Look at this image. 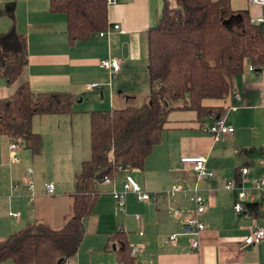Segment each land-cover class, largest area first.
<instances>
[{
  "label": "crops",
  "instance_id": "obj_1",
  "mask_svg": "<svg viewBox=\"0 0 264 264\" xmlns=\"http://www.w3.org/2000/svg\"><path fill=\"white\" fill-rule=\"evenodd\" d=\"M229 3L233 9H247L250 16L261 11V6L250 0H229ZM164 4L172 11L175 0H116L108 5L109 24L103 35L99 31L85 39L70 41L65 14L50 10L49 0H0V7L6 5L13 10L15 26L27 38L28 63L17 82L27 80L33 91L60 89L74 93L79 103L73 105L75 112L48 116H66L71 123L74 113L83 114L89 134L87 111L91 108L88 106L107 102L106 108L128 102L140 104L145 100L147 94L139 97L136 93H124L128 90L121 79L135 83V77L141 75L146 76L148 83L147 29L158 23ZM0 15L9 18L10 26L11 16ZM115 24L118 27H114ZM107 56L120 60L119 71L111 73L99 65V60ZM247 66L233 79L232 92L238 91L239 99H234L231 93L224 99L203 100L207 105L223 106L221 113L199 116L194 109L182 108L168 112L161 137L143 165L129 170L144 190L160 192L158 197L138 200L134 192L128 191L125 212H121L111 190L122 188L125 172L118 173L109 183L98 184L100 192L92 212L84 220L85 234L72 261L124 264L118 252L126 242L129 247L140 246V251L132 257L135 264H259L260 255L255 247L264 240L257 246H245L242 241L259 213V203L244 202V211L237 214L233 209L236 191L222 187L226 179L237 176V168L243 164L250 168L248 177L264 174L259 164L264 148V106L261 104L264 66L253 69ZM91 82L98 85L87 88ZM217 117L232 125L233 131L216 136L208 133L203 125H210ZM9 142L5 134H0V240L35 220L53 228L63 226L72 210L73 176L80 162L90 155L89 144L77 170L72 173L71 185L64 187L54 182L55 191L49 194L44 189L47 180L34 176V169L27 173L20 159L18 162L10 160ZM247 148L251 152H244ZM194 155L206 157L205 167L213 171L214 176L197 175L191 171L190 162L181 160L183 156ZM65 160L63 155L55 164L62 170L71 169L70 162L65 163ZM25 179L33 181L31 190L24 183ZM15 183L18 187L12 190ZM174 184L187 189L196 186L205 197L206 208L200 219L206 227L199 235L196 251L190 249L188 236L178 234L175 241L169 240L171 234L180 232L183 216L193 207L188 195L179 193L174 199L165 195ZM102 193L110 195L102 198ZM170 205L180 206L182 215L174 216ZM136 213L141 215V221L135 218ZM102 223L107 229L101 238L97 242L94 238L87 240V235H94ZM119 232L122 233L116 235Z\"/></svg>",
  "mask_w": 264,
  "mask_h": 264
},
{
  "label": "trees",
  "instance_id": "obj_2",
  "mask_svg": "<svg viewBox=\"0 0 264 264\" xmlns=\"http://www.w3.org/2000/svg\"><path fill=\"white\" fill-rule=\"evenodd\" d=\"M49 2L50 10L65 14L70 41L85 39L109 24L107 0ZM175 4L172 11L164 4L158 23L147 29L145 100L87 111L90 155L74 173L72 210L64 225L27 223L0 240V262L65 264L72 260L101 179L141 167L159 141L170 110L194 109L199 116L219 114L223 106L207 105L203 100L229 96L234 76L246 65L264 66V35L261 26L250 21L247 9H233L229 0H175ZM0 13L12 18L9 28L0 31V75L13 84L28 63L27 38L17 30L11 8L0 7ZM76 99L68 90L33 91L27 80H20L11 93L0 96V134L40 153L42 139L32 128L33 116L71 114ZM129 249L124 242L118 258L124 264H135Z\"/></svg>",
  "mask_w": 264,
  "mask_h": 264
},
{
  "label": "built area",
  "instance_id": "obj_3",
  "mask_svg": "<svg viewBox=\"0 0 264 264\" xmlns=\"http://www.w3.org/2000/svg\"><path fill=\"white\" fill-rule=\"evenodd\" d=\"M252 3H256L261 6V11L256 16H249L250 21L257 25L261 26L263 35H264V0H250ZM116 0H107L108 5L115 3ZM118 27V24L113 25ZM100 35L104 34V31L99 32ZM99 65L103 68H107L111 73H115L120 69V60L114 56L103 57L99 60ZM248 69H253L255 66L253 64H248ZM97 82H91L87 84V88L97 86ZM232 96L234 99H239L240 94L238 91H233ZM261 104L264 106V91L261 95ZM234 127L228 125L224 122L223 118L217 117L210 125H208L207 130L213 135H218L219 133L231 132ZM9 157L12 162H18V149L21 146L19 141H10L9 142ZM181 160L184 162H190V169L192 172L197 175H206L208 177L214 176L213 171H209L205 167L206 157L203 155H194V156H183ZM259 164L264 168V148L262 149V154L260 156ZM237 171V176L233 179H226L223 182L222 187L225 189H231L236 191V201L233 204V209L235 213L239 214L244 211V202H258L259 203V213L252 220L250 226V232L247 236L243 238V244L245 246H257L262 240H264V174L254 175L248 177L250 168L248 165H240ZM27 173H32V167H26ZM124 179L122 182L121 189H112L111 193L115 199L117 206L121 212H125V194L128 191L135 193L136 199L146 200L150 198H156L159 196L160 192L150 193L142 188L140 183L136 178L125 169ZM112 181V178L109 176L104 177L99 182L100 184H106ZM24 183L31 190L33 188V181L31 179H25ZM18 184L15 183L12 186V190H16ZM44 189L47 193L52 194L55 191V183L53 181L44 182ZM179 193H182L184 196L188 195L189 199L193 202V207L188 210V212L183 216L181 222V230L179 233H173L169 236L170 241H175L178 234L185 235L190 237V249L196 251L199 246V235L205 229V223L200 219V214L206 208L205 197L199 193L196 186L187 189L181 186L180 184H174L165 191V195L169 199H174ZM170 212L174 216H181L183 210L180 206L170 205ZM9 214L17 215L16 212H9ZM135 218L138 221H141V215L136 213ZM122 230L121 227H119ZM139 234H143V230H139ZM140 251V246L134 244L130 247L129 253L131 256H135ZM65 264H78L70 260ZM149 264V263H144Z\"/></svg>",
  "mask_w": 264,
  "mask_h": 264
},
{
  "label": "rangeland",
  "instance_id": "obj_4",
  "mask_svg": "<svg viewBox=\"0 0 264 264\" xmlns=\"http://www.w3.org/2000/svg\"><path fill=\"white\" fill-rule=\"evenodd\" d=\"M174 8L175 4L171 10ZM8 24L9 18L5 15H0V31L6 30L9 27ZM134 81L135 83L121 79L123 86L128 90L124 93H136L139 97L146 95L148 93L146 76H136ZM13 88L14 83L8 84L6 79L0 75V96L11 93L14 90ZM74 103L76 105L79 104L76 101ZM106 105L107 102L100 104L95 103L91 105V107L88 106V108H104ZM48 115L49 114H36L32 118V127L35 130H38L41 134L42 143L40 153L34 154L29 148L21 144L17 151L18 156L25 164V168L29 166L34 169V172H36L35 175L33 174L34 176L47 181L52 180L53 182H56L57 185L61 184L64 185V187L70 186L72 183V173L74 170H77V165L82 159V154L85 153V151H88L86 146L87 143L89 144L90 139L88 131L86 130L87 118L83 114L74 113L75 116H73V120L71 123H68L66 116L57 115L53 116L54 118H51V116ZM52 121H58L61 123L54 125ZM203 126L204 129H207L208 127L206 125ZM207 132L209 133L208 130ZM63 155L66 157L65 163L70 162L69 165L71 169L69 170H62L60 166L55 164ZM109 195V193H102L101 197L103 198ZM106 229L107 228H104V224L102 223L99 231L95 232L94 235H87V240L94 238L97 242L99 238H101L102 232ZM255 248H257L260 255L259 264H264V241Z\"/></svg>",
  "mask_w": 264,
  "mask_h": 264
}]
</instances>
